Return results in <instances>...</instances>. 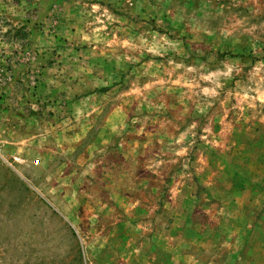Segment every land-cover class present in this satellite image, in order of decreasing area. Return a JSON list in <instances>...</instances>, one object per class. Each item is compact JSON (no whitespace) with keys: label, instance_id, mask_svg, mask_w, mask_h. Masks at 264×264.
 Returning <instances> with one entry per match:
<instances>
[{"label":"rangeland","instance_id":"374dc122","mask_svg":"<svg viewBox=\"0 0 264 264\" xmlns=\"http://www.w3.org/2000/svg\"><path fill=\"white\" fill-rule=\"evenodd\" d=\"M0 264H264V0H0Z\"/></svg>","mask_w":264,"mask_h":264},{"label":"built area","instance_id":"2783aa9c","mask_svg":"<svg viewBox=\"0 0 264 264\" xmlns=\"http://www.w3.org/2000/svg\"><path fill=\"white\" fill-rule=\"evenodd\" d=\"M13 160L17 161V162H19V161L21 162V160L19 158H17V157H14Z\"/></svg>","mask_w":264,"mask_h":264}]
</instances>
